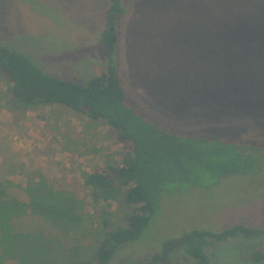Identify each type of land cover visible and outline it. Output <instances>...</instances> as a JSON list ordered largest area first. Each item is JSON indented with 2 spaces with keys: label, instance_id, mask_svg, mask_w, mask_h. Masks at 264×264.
Returning <instances> with one entry per match:
<instances>
[{
  "label": "rangeland",
  "instance_id": "obj_1",
  "mask_svg": "<svg viewBox=\"0 0 264 264\" xmlns=\"http://www.w3.org/2000/svg\"><path fill=\"white\" fill-rule=\"evenodd\" d=\"M260 1L253 8L257 20L236 23L240 27L250 24L246 37L238 27L234 38L230 32L234 30L222 16L223 7H212L211 0H126L123 14L110 28L114 34L109 40L114 38L118 74L122 87L125 81L130 102L143 111L146 107L142 108L139 102L148 101L170 116L179 108L172 103V97L193 99L198 96L191 92L209 88L217 90L218 97H235L237 111L242 106L245 115L236 134L213 133L210 138L240 139L257 147V165L253 171L228 174L211 185L184 186L182 191L164 193L141 235L120 245L108 264H197L184 250H178L180 247L166 253V262H152V257L163 253L164 243L194 231L218 234L235 226L257 230L258 234L221 242L209 240L205 248L209 264H264L251 259L255 253L264 254V40L258 39L252 28H264V0ZM100 11L96 0H0V40L31 55L45 71L68 78L64 72L67 64L60 57L49 56V47L42 46L57 43L50 29L61 27L53 20L59 19L61 12L65 24L70 26L68 30L96 35L102 22L107 26L106 14ZM218 14L220 22L216 21ZM218 39L243 41L251 46L234 53L233 57L238 58L231 59L216 54L214 41ZM50 58L60 62L56 64ZM105 65L102 63L101 67ZM90 75L95 76L94 72ZM70 77L81 80L78 71ZM8 84L9 78L0 69L2 177L25 186L32 172L42 175L47 186L71 193V201H81L84 213L78 220L59 217L60 225L39 219L26 226L21 223L18 233H24L29 244L24 243L23 252L16 248V240L0 244V264H76L80 256L81 261H93L91 252L101 236L94 212L103 213L100 218H105L111 228L124 227L126 207L119 199L99 200L93 205L83 176L107 164L123 162L122 145L107 125L91 123L83 115L62 107L13 110L4 96ZM183 90L186 95L180 94ZM219 105L213 109L217 111ZM182 106L183 110L187 108L185 103ZM206 106L208 110L210 107ZM216 111L200 114L204 118L200 121H216ZM169 124L179 133L200 136L180 131L190 128L182 127L185 122L171 120ZM47 240H54L55 244L46 251Z\"/></svg>",
  "mask_w": 264,
  "mask_h": 264
},
{
  "label": "trees",
  "instance_id": "obj_2",
  "mask_svg": "<svg viewBox=\"0 0 264 264\" xmlns=\"http://www.w3.org/2000/svg\"><path fill=\"white\" fill-rule=\"evenodd\" d=\"M260 2L211 0L212 7H223L222 16L229 28L234 30L230 31L234 38L240 27L236 23L244 19L257 20L253 8ZM125 4L126 0H109L107 28L103 33L107 65L100 74L84 83L47 73L21 49L0 40V69L9 78L4 96L13 110L51 105L62 107L83 115L91 123L107 125L122 145L123 162L107 164L104 168L84 174L83 185L90 191L93 205H97L99 200L119 199L126 207L125 226L111 228L105 218H100L103 213L94 212L98 218L97 230L101 228L98 244L91 252L94 260L81 261L83 257L80 256L76 264H108L120 245L141 235L164 193L182 191L184 186L211 185L228 174L253 171L257 165L254 157L257 147H251L240 139L224 137L212 141L204 136L179 133L147 117L132 105L118 76L115 42L109 40L114 32L110 28L123 14ZM220 19L218 14L216 21L220 22ZM247 27H250L249 23L240 27L244 37ZM252 28L257 38L264 40V28ZM2 174L0 166V244L16 240V248L23 252L22 246L28 245L29 240L24 233H18L22 230L21 223L26 226L39 219L60 225L57 221L59 217L78 220L84 213L81 201L76 198L71 201L68 197L71 193L47 186V180L42 175L32 172L26 185L21 186L3 180ZM257 234V230L243 226L218 234L194 231L164 243L163 253L153 256L152 262H166V253L180 247L178 250H184L197 264H209L205 252L209 240L221 242L230 237L249 238ZM54 242L47 240L45 250L50 249ZM254 255L252 262L264 263V254L258 252Z\"/></svg>",
  "mask_w": 264,
  "mask_h": 264
},
{
  "label": "crops",
  "instance_id": "obj_3",
  "mask_svg": "<svg viewBox=\"0 0 264 264\" xmlns=\"http://www.w3.org/2000/svg\"><path fill=\"white\" fill-rule=\"evenodd\" d=\"M96 3L99 5V8H101L100 11L101 14L102 13L106 14V10L109 7V0H96ZM53 21L60 24L61 27L60 29H58V27L55 25L54 28L50 29L53 32V40L57 43H52V45L50 46L45 44L42 46L49 47V54H48L49 56L55 58L60 57L61 62L67 64L66 67L64 68L65 69L64 72H65V76H67L68 78H63L61 76L54 75L48 71L46 72L60 79L77 82V83H83V81L81 80H88L89 78H91L90 75L91 72H94L95 76L100 74L106 67V65L101 67V64L107 63L106 46L103 43V33L107 27L105 23L102 22L100 24L102 27L100 26L97 27L96 29L97 33L96 35H94V34L77 33L73 29L68 30L70 29V26L65 24L64 22L65 18L63 13L61 15V12L59 13V19ZM209 42L211 43V41ZM214 42L217 43L216 47L218 51L216 52V54L224 55L226 57H230L231 59L238 58V57H233L234 53L236 54L239 52H244L243 49L244 47L251 46V45H245L243 41L236 42V41L215 40ZM54 46H56L57 48L52 49L54 48ZM14 47H16V45H14ZM124 47H126V45ZM61 48H66L69 51L66 52L65 49H61ZM210 55H211V51H210ZM29 57L35 60L31 55H29ZM55 58H50V60L58 64L60 60ZM235 68L238 69L237 66H235ZM76 71H78V73L81 76L80 81L74 80L70 77L71 74ZM211 72H212V64H211ZM118 76H120V74H118ZM119 78H121V76ZM123 90L128 100L132 101L129 98V94L126 90L125 81H124ZM216 91L217 90H212L211 88L203 91L197 90L195 94H193L190 91L191 92L190 94L198 96V97H193V99H189L185 97H179L174 99L172 97L171 98L172 103L176 104L179 108H177L176 110L174 109V115L171 114L170 116H167L160 108V106L155 104L154 105L149 104L148 101H146L145 103L139 102L142 108L146 107L143 108V111L139 110L141 108L139 107L137 108L134 104L132 105L143 114H147L148 112L150 117L146 115L147 117L155 121H158L173 130L176 129L172 128L173 126L169 124L171 120L185 122L186 124L183 125L182 127H190V128L179 129L180 131H183L185 133L200 134V136H204L208 138H210V136L213 135V133H215L214 136H218L221 134L235 135L237 132L236 129L239 127L238 125H240L243 122V119L245 117L242 110V106L240 107V110L237 111V105H238L237 98L230 97L229 95L228 96L225 95V97L224 96L218 97L215 95ZM180 94L186 95L187 91L183 90ZM184 103L186 104L187 108L183 110L182 105H184ZM207 104L210 107L208 110L206 106ZM218 104L220 105L218 106V109L216 111L215 109H213V107L217 106ZM213 111H216L215 114L216 121H212V120H210L209 122H207V120L200 121L201 119H204L200 114L205 115ZM221 119H226L227 121L219 122ZM166 120L167 123L165 122ZM220 129H222L223 132H219ZM3 175L4 174H2V176ZM2 179L8 180L5 179L4 177H2ZM19 185L23 186L22 184Z\"/></svg>",
  "mask_w": 264,
  "mask_h": 264
},
{
  "label": "water",
  "instance_id": "obj_4",
  "mask_svg": "<svg viewBox=\"0 0 264 264\" xmlns=\"http://www.w3.org/2000/svg\"><path fill=\"white\" fill-rule=\"evenodd\" d=\"M111 42H114V38L110 39Z\"/></svg>",
  "mask_w": 264,
  "mask_h": 264
}]
</instances>
